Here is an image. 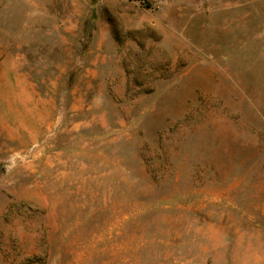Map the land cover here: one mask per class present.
Segmentation results:
<instances>
[{
  "label": "rangeland",
  "instance_id": "rangeland-1",
  "mask_svg": "<svg viewBox=\"0 0 264 264\" xmlns=\"http://www.w3.org/2000/svg\"><path fill=\"white\" fill-rule=\"evenodd\" d=\"M0 264H264V0H0Z\"/></svg>",
  "mask_w": 264,
  "mask_h": 264
}]
</instances>
